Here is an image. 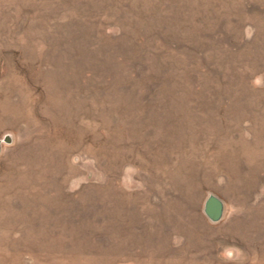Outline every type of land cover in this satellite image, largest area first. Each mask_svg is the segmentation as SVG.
<instances>
[{
  "label": "rangeland",
  "instance_id": "1",
  "mask_svg": "<svg viewBox=\"0 0 264 264\" xmlns=\"http://www.w3.org/2000/svg\"><path fill=\"white\" fill-rule=\"evenodd\" d=\"M0 264H264V0H0Z\"/></svg>",
  "mask_w": 264,
  "mask_h": 264
},
{
  "label": "water",
  "instance_id": "2",
  "mask_svg": "<svg viewBox=\"0 0 264 264\" xmlns=\"http://www.w3.org/2000/svg\"><path fill=\"white\" fill-rule=\"evenodd\" d=\"M223 202L217 196H209L204 204V213L210 221H217L223 214Z\"/></svg>",
  "mask_w": 264,
  "mask_h": 264
}]
</instances>
